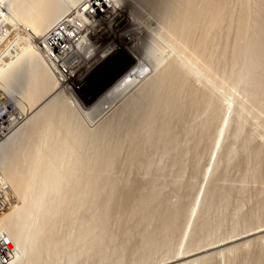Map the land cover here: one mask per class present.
I'll return each mask as SVG.
<instances>
[{
    "label": "rangeland",
    "instance_id": "rangeland-1",
    "mask_svg": "<svg viewBox=\"0 0 264 264\" xmlns=\"http://www.w3.org/2000/svg\"><path fill=\"white\" fill-rule=\"evenodd\" d=\"M16 1L19 2V0ZM242 1L244 3L245 0ZM122 2L124 12L118 11L119 15L122 13V16L118 17L115 23L110 25L106 20L107 17H109L108 19L112 18L110 13H104L102 16L97 15L94 19L97 20L95 21L98 25L97 31L106 35L111 29L115 32L121 29L133 30L127 22L129 13L133 18L136 17L143 23V32L145 30L146 32L135 34V43L139 45L138 50L144 56L147 55V50L150 48L147 62L145 61V72L148 71L149 74L147 72L143 81L136 84L134 95L143 90V88L140 89L141 84L148 83L149 79L152 80L155 75L163 72L161 70H164L165 66L167 68V64L177 61V64L188 68L185 69L189 70L192 86L200 93L207 92L211 98L212 105L210 104V107L207 106L205 109L201 107V110L197 112L190 111L187 116V121L190 123L187 126L191 128L188 127L187 130L177 128L178 145L175 149L174 147L167 150L161 147L152 148L145 154L146 160L143 157L141 159L142 162L145 161L143 164L146 165L141 162V168L139 165V169L137 167L136 170L134 169L135 171L129 172L125 167L126 161H128L127 146H125L123 152L125 155L122 154L123 157L120 155L122 159L119 160L116 167L119 170L115 169L117 171L110 175L113 176L112 179L116 185L120 184L118 181H125L129 176L130 179L127 178V181L129 184L131 182L135 185V190H138L135 191L137 194L149 196L150 193L152 195L158 193L160 201L158 200V204L153 206V210L151 208L154 217L156 215L157 219L163 212V215L166 213L165 216L172 214L173 210L174 213L179 212L177 221L171 223L176 226L177 230L173 235L162 233L161 237V228L165 230V226H168L169 223L157 225V221L154 219L152 222L156 223L155 225L150 221H143L138 215L134 216L130 211L121 212L122 209L119 207H122L125 199L124 193H121L122 195L118 193L113 200L114 203L110 204L111 207L113 206V208L110 207L112 215L106 227V234L101 238L102 244L100 243L98 248L95 246L98 250H102L99 252L93 247L98 233L86 234L82 238V232L93 226L92 223L102 210L101 205L94 207L91 195H86L84 205H78L77 210H72L68 216L69 219L57 221L58 223L53 225L55 226L52 227V230L56 237V248L58 246L54 250L55 252L43 253L44 250H42L39 254L38 248L32 251L34 250V233L41 228L42 218L47 212L52 210V214L57 212L60 207L59 195L61 192H58L56 186L54 188L50 185L43 192H34L28 196L29 199L24 200L18 192L16 194V189L12 188L14 181L8 174V168L11 170L9 164L12 144H16V146H21L23 143V146L25 143L26 145L30 143L31 146L42 144L38 136L29 132L28 119L21 121L14 128L11 126L9 132L0 138V185H5V189H7L5 193L9 200L2 198L4 197L3 192H0V219L3 215L10 213L13 206H17V209L20 208V212L17 211V213H22L21 215L15 213L17 216L14 214L13 216L16 217L12 216L9 219L11 221L6 222V226L19 240V246L12 247V253L14 249H17L18 261L16 264H179L183 262L185 264H208L210 261L209 264H264V66L257 57H252L251 54H243L238 60L234 56V49L238 43V39H236V37L238 38L237 24L243 11L241 9L244 8L243 6L250 7H248L250 9L249 22L253 25L257 20L255 16L258 15L259 5L264 10V0H246L247 5L242 4L241 0H233L230 3L229 8L232 10L230 11L232 16L230 15L229 20H224L222 28L216 34L217 37H214L207 46V55L211 61L209 64L205 63L207 66L202 64L199 59L197 60L196 55H193L195 54L194 48V53L190 50L191 47L188 48L191 43L187 44L188 52L182 51L181 38L172 35L168 31V27L164 26L165 22L160 20L163 19L162 11L159 13L160 16L157 13L160 8H163L161 0L157 4L154 0H122ZM34 8L36 9V7L32 9ZM35 9L36 13L37 9ZM29 11L27 9V12ZM20 23L21 20L16 18L14 21L16 27H19ZM126 32L129 33L130 40L134 38L131 31ZM196 35L198 37L195 38L199 39L201 32ZM31 44L37 45V42L32 40ZM241 44L246 47L247 42L244 40L241 41ZM138 52L133 51L135 59H139L140 53L138 54ZM131 57L130 54L125 53L119 59L110 58L105 61L95 78L96 80H93L91 84H82V80L63 84L65 91L63 96L68 105L66 111L74 112L77 117L79 116V124L86 130L96 132L105 129L107 122L114 112L119 110L120 105L116 104L111 110L104 112L105 114L103 112L88 114L90 109L75 106L71 97L90 108L127 72L126 66L132 67L136 64ZM119 64L123 65L122 69ZM29 66L30 64L21 68V77L20 73L16 71L17 69L11 73L14 77L11 78L9 75L7 88L10 94L2 100L7 116L10 110L14 115L15 112L21 111V105L26 109L30 106V104H26L29 103L28 97L32 91L31 89L28 92L32 88L30 82L34 80L30 78L29 74L34 72L32 71L34 66ZM69 89H71V93ZM6 115L5 117L8 119L9 117ZM58 135L60 137L56 136L58 137L56 139L60 140L62 132H58ZM10 144L11 146H9ZM122 162L126 165H122ZM120 167L125 171H122ZM118 171L119 173L123 172L121 175L125 178H123L124 180L117 176V174L119 175ZM125 172L127 174L124 175ZM114 178H117L118 181ZM123 183L120 185L123 186ZM132 184L130 185L132 186ZM118 189L122 190V188ZM177 208H179L178 211L175 210ZM61 209L62 206L58 209V213ZM58 213H54L56 218ZM151 224L153 225L151 226ZM158 226L159 230L156 228ZM151 230L152 233L159 232L160 235L157 234V237H161V239L158 238L160 241L156 236L153 238V240H157L156 242L159 241V244L154 243L155 240L147 243V240L144 239L146 238L144 232L149 234L148 232ZM152 233L150 234L153 235ZM142 235L145 237L142 238ZM163 236L167 237L162 239ZM155 244L156 246L153 248L152 245ZM99 247L102 248L99 249ZM144 248L147 249L142 250ZM200 250L201 252L197 254L196 251Z\"/></svg>",
    "mask_w": 264,
    "mask_h": 264
},
{
    "label": "bare ground",
    "instance_id": "bare-ground-1",
    "mask_svg": "<svg viewBox=\"0 0 264 264\" xmlns=\"http://www.w3.org/2000/svg\"><path fill=\"white\" fill-rule=\"evenodd\" d=\"M232 1L233 0H161L163 10L160 8V11L158 10L159 12L157 13L160 16L159 13L162 11L161 17L163 19L160 20H163L165 24L162 21L161 22L164 26L166 25V28L168 27V31H170L172 35L181 38V41L183 42V48L181 46L182 51H185L187 49V44L191 43L188 48H192L190 49L192 50V53H194V48L195 54L193 55H196L197 60L199 59L202 64H209L210 57L207 55V46L214 37H217L216 34L222 28L221 26L224 20L230 18V15L232 16L230 12L232 10L229 8ZM245 1L243 3L241 0L242 4L247 5ZM154 2L157 4L159 0L157 2L154 0ZM161 2L158 4L160 5ZM31 3L34 4L33 7H36L37 10L34 8L37 11L36 13L34 9H32L33 7L31 8ZM257 3L260 2L257 1ZM91 7H93L94 10L98 7V11H100L99 8L103 7L104 12L110 13L112 16L111 19L105 17L110 25L111 23H115L118 17L120 18L122 16V13L119 15L120 13H118V11L124 12V4L122 0H19V2L16 0H0V9L6 8L9 13L3 23L4 25L0 27V104H2L3 98L5 99V97L10 94L7 88V82L8 79H10L9 75L12 78L13 75H11V73L13 70L17 69L16 71L20 73L22 67L24 68L29 64L30 66H34H32L34 69L31 68L34 72L29 74V76H31L30 78L34 79L30 82L32 83L30 84L32 88L29 87L30 90H27L30 92L32 89L30 93L31 95L29 94L30 97H28L29 103L26 104H30L31 107L29 106V108L26 109L25 106L23 107V105H21L22 107L20 108H22V110L15 112V115L13 114V111L10 110L8 113L9 118L6 120V127L4 129L5 133H3L2 136H5L9 132L11 126L14 128V126L16 127L21 121L29 119V121H27L29 132L36 135V137L38 136L42 143L37 146H31L29 145L30 143L28 145L25 143V146H23L24 143L21 144V146H16V144H12V146L11 144L9 145L11 146L9 164L11 170L8 168V174L14 181L12 188L13 190L16 189V194L18 192L24 200H27V198L29 199L30 197L28 196L34 192H43L44 189L50 185L54 188L57 187L58 192H61V195H59V205L60 207L62 206V209L59 213L58 209H60V207H57V212L55 211L56 209L54 210V213H58V217L56 218V215L54 213L52 214L53 210L47 212L42 218L41 228L38 232H36V230V233H34V250L32 251H35V249L38 248L39 250H37V252L39 254L42 250H44L43 253H45L52 252L58 248V246L56 248V237L52 230V227H55L53 225L57 221L67 220L69 214L72 213V210H77L78 205H84V201L86 202V200H84L86 195H91L90 197L93 198L94 207L99 205L102 207V210L99 212L100 214L92 223L93 226L90 225L92 226L91 228L89 227L82 232V238L85 237L86 234L94 235L98 233V236H96L98 238H96L94 246L92 245L94 248L102 244L101 238L106 234V227L109 223L110 216L112 215L111 208H113V206L111 207L110 204L111 202L114 203L113 200L117 197L118 193H124L123 195L125 199L122 207H119L122 209L121 212L130 211L134 216L138 215L141 217L143 221L154 223L152 221L156 219V215L154 217L151 208L153 210V206L155 207V204H158V197H160L157 195L158 193L156 195L155 193L154 195L150 193L151 195L149 196L137 194L135 193V185L130 182V184H132L131 186L129 181H127L129 176H125L126 182H121V180L118 181V177L121 179L124 178L122 176L123 172L119 173L118 171L121 177L117 174L118 177L114 178V180L117 179L120 184L125 182L122 186L118 183V185H116L114 183L115 181L112 179L113 176L111 177L110 175H112V172L117 171L115 170L118 169L116 168L117 164L119 160L122 159L120 155H125L123 153L125 151V146H127L126 152L128 154V161H126L127 163L124 161L127 165L124 162H122V165L125 164L126 170L129 172L135 171L137 167V169H139V165L142 162L141 159L142 157L144 158L148 150L152 148L157 149L159 147L164 150L172 147L175 149L178 145L177 128H183L184 130L188 129L189 126L187 125L190 122L187 121V116L190 111L197 112L201 110V107H204L205 109L207 106L210 107L211 104V98L208 96L207 92L200 93L194 88V86H192L189 78V70L187 71L188 68L185 67L187 68L185 69L181 66L182 64H177V61H174L175 63L172 61L171 64H167V68L165 66L164 70H161L163 72L160 71L161 73L159 75H155L153 79L151 78L152 80L149 79L148 83L145 81L146 84H141L142 87H139L140 89L143 88V90L138 91V93L134 95L136 91L134 88L137 86L136 84L142 82L148 72H145V61L149 55L150 48L148 50L144 48L147 50L146 56L138 50L139 45L135 43V34H144L146 30L143 32V23L136 17L133 18L129 13V15H127V22L133 30L123 29L119 31H121L125 37L129 36V33L126 31H131L132 36H134V38L128 43L129 46L127 50L128 54L132 56L131 58H133V61L135 60L136 64L132 67H127V72H125L99 100H96L90 108H87L77 99L71 97L75 106L90 109L87 112L88 114H95L98 112L104 113L107 110H111L116 104H119L120 108L119 110L116 109L118 111L116 113L114 112L108 122L106 121L107 124L105 122V129L93 132L92 130L90 131L83 128L81 124H79V116L77 117L74 112L66 111L68 105L63 96V92L65 93V91L63 89V84L60 83L59 78L57 77L56 71H54L52 66L42 58L37 45H32L31 42L32 40L35 41V43L38 42L43 34L64 16L69 17L74 15L71 22H74L75 18L77 21L81 12L87 13L89 19L80 16V23L77 25V30L79 33L84 31L86 34H91L92 28H98V25L95 22L97 20L93 18L94 15L89 14V12L91 13L94 11L90 9ZM243 7L244 8L241 9V11L243 10L242 14L240 12L241 15L237 24L238 38L236 37V39H238V43L234 49L235 59L238 60L243 54L247 53L251 54L252 57H257L262 66H264V10L261 9L259 5V11H257L258 15L256 14L257 16H255L257 17V20L254 24L252 22L253 25H251V22H249L250 7ZM27 9L30 11L27 12ZM31 10L34 15L31 14ZM16 18L21 20V25H19V27H16L14 24ZM199 31L201 32V37L197 39L195 37H198L196 34H200ZM170 37L172 38V36ZM244 40L247 42L246 47L241 44V41ZM148 45L150 46V43ZM146 50L144 51L146 52ZM190 50L189 52H191ZM133 51H139V59H135ZM27 71L29 72V70ZM21 75L22 74L20 73V77ZM262 75H260V77H262ZM143 86L146 87L144 88ZM69 91L70 93L72 92L71 89H69ZM132 91L134 92L132 93ZM175 123L176 126H174ZM58 132H62L63 135H61L62 138H59L60 140H57L58 137H60ZM42 134L43 137H41ZM146 157L144 160H146ZM147 162H149V160H147ZM143 163H145V161H143L142 164ZM141 166L142 165H140V168ZM123 170L124 169H122V171ZM125 174H127V172H125L124 175ZM111 179L112 183L110 181ZM129 179L130 178H128V180ZM118 188H122V190L119 191ZM107 189L109 190L108 192ZM5 190H7L5 189V185L1 184L0 192H3L4 196L2 198L8 200V195L5 193ZM114 205L116 206L117 204L115 203ZM17 208V206H13L12 211L5 216L3 215L0 219V240L5 243V246L8 248L11 255L9 264H16L18 261V257H16L17 249H14L12 253V247H18L19 240H17L18 238L15 237L13 232H11L6 226V222L9 221L15 213L19 214L17 211L20 212V208ZM178 209L179 208L175 210L178 211ZM174 212L175 211L173 210V213L167 214V216H165L166 213L163 215V212L162 215L158 216L159 218L157 217L158 220H154L157 221V225H159V223H162V225L169 224L168 226H165V230L161 228V235L159 232L156 233L155 231L154 235L152 230L151 232H148L149 234L144 232V235L146 236L144 239L147 240V243L148 241L151 242L154 236H156L157 239H161L162 233H164V235L167 233L173 235L176 232V226L172 224L173 222L175 223L179 212ZM16 216L13 217L15 218ZM142 220L141 222H143ZM154 224L156 225V223ZM152 225L153 224H151V226ZM156 228L159 230V226ZM157 234L161 237H157ZM144 235H142V238ZM166 237L167 236H163L162 239H165ZM4 238L8 240L9 244H6ZM156 241L157 240H155L154 243H158L160 240L158 242ZM149 245L150 243L148 246ZM145 246L148 247L146 244ZM152 246L154 248L156 244ZM97 248V251L102 252V250L100 251ZM101 248L99 247V249ZM149 248L151 249V246ZM146 249L144 248L142 250ZM37 252L36 254L38 255ZM200 252L201 250L199 252L196 251L197 254ZM144 253L146 254L147 252ZM256 259L259 260L260 258ZM179 264L185 263L183 262Z\"/></svg>",
    "mask_w": 264,
    "mask_h": 264
},
{
    "label": "built area",
    "instance_id": "built-area-1",
    "mask_svg": "<svg viewBox=\"0 0 264 264\" xmlns=\"http://www.w3.org/2000/svg\"><path fill=\"white\" fill-rule=\"evenodd\" d=\"M90 9L94 10L93 7ZM103 9L101 7L98 11L97 7L89 14L94 17L102 16L107 13ZM8 14L6 8L0 9V27L4 25ZM73 16H64L54 23L37 42V48L42 58L56 71L60 83L66 85L70 81L74 83L76 80H82V84H91L96 80L105 61L110 58L119 59L123 54H128L130 38L123 36L121 31L115 32L112 29L109 31L111 34L107 33V35L99 33L96 28L91 29V34H86L84 31L79 33L77 25L80 23V18H88V15L81 12V17L71 22ZM119 66L120 69L123 68V65L119 64ZM6 114L5 106L0 104V138L5 133ZM10 259L8 248L0 240V264H9Z\"/></svg>",
    "mask_w": 264,
    "mask_h": 264
},
{
    "label": "water",
    "instance_id": "water-1",
    "mask_svg": "<svg viewBox=\"0 0 264 264\" xmlns=\"http://www.w3.org/2000/svg\"><path fill=\"white\" fill-rule=\"evenodd\" d=\"M4 241L6 242V244H9L8 240L6 238H4Z\"/></svg>",
    "mask_w": 264,
    "mask_h": 264
}]
</instances>
